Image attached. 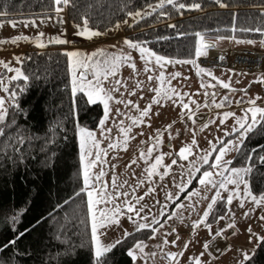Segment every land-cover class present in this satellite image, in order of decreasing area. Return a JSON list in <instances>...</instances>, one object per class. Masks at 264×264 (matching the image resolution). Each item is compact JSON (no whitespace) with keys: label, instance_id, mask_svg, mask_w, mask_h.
Here are the masks:
<instances>
[{"label":"snow or ice","instance_id":"snow-or-ice-1","mask_svg":"<svg viewBox=\"0 0 264 264\" xmlns=\"http://www.w3.org/2000/svg\"><path fill=\"white\" fill-rule=\"evenodd\" d=\"M221 7L227 8L228 4L223 0H215ZM100 6V0H93V3L86 5V10L80 16V23L74 24L76 31L73 33L75 36L91 40L94 37L103 35L100 31L90 28L89 21L91 16L87 9H92ZM167 6L183 10L200 9V3L185 4L180 0H159L158 3L148 4L146 7L140 9H131L128 6L126 0L124 7L128 8L126 16L132 21V24L139 23L145 20L147 17L157 13L161 17L169 16L170 13L166 11ZM77 0H51V10L54 15H47L42 19L40 17L33 18L27 21H15L9 20L8 23L13 28H17L20 24L24 27L31 25L38 29L35 37L25 36L23 34L16 35L10 39H0V45L11 43L17 44L21 40L30 41L36 44L39 48H45L49 44L68 45L72 41L64 38L66 37L67 29L57 36L49 37L47 43L43 38L45 33L39 31L40 25L46 24L49 21L55 20L59 24H66L68 21L64 19L62 15L65 9L78 8ZM261 12L264 13V5H261ZM9 16L7 8L0 9V28L4 26L5 17ZM39 20V23H37ZM124 24H129V20H123ZM121 25L117 23L116 28ZM131 26V25H130ZM168 27L175 29V24H169ZM246 32H258L264 34V27H244L234 29ZM178 36L186 35V33H177ZM199 38L198 46L195 49V56L202 57L207 56V50L211 47H215L214 43L206 41L205 36L201 33L195 34ZM160 39H168V37H160ZM235 40V37H232ZM240 43L252 44L254 41H237ZM123 43L128 49L139 52L140 59L144 61L143 71L147 75L148 81H157L158 86L149 88L148 90L154 95L151 97L150 102L143 108L131 99H125L124 96H136L137 89L143 90L145 82L143 80L134 79L132 76L128 80H132L134 86L130 88L128 80L119 76V70L122 66H127L132 69L133 73L137 72V66L131 52H124L120 50L119 54L112 53L107 54L104 49H98L96 52L90 54L82 53L80 51H67L65 55L70 58V75H71V92L73 97L77 93H81L86 97V103L91 105L101 104L103 106V115L99 119V130L101 136L105 140H108L107 148L101 149V140L97 138L96 133L85 127L79 129V144H80V157L82 161V186L79 191L73 194L74 197H84V217L80 219L82 225H86L90 231L86 234L90 237V244H81L80 247H89L94 264H108L110 254L120 245L124 243L129 237H135L136 233L142 231H148L149 235L147 240H156L159 236L160 242L154 246L155 249H149V244L144 239H135L133 244L130 245L127 250V255L133 264L139 261V264H149L155 257L162 255L167 258L170 264H181V258L185 256L189 246L193 243L192 240H186L178 251L165 252L164 248L167 246L177 247L180 240L179 233L175 227L168 228V231H162L168 226L169 221L179 220L183 222V215L179 211L186 207H194L186 205L181 201V195L184 194L185 199L191 201L194 196H198L199 189L195 191H189V187L195 180L204 189L211 191L216 189L214 195L211 197L210 202L207 204L206 209L198 220L192 222L191 229L193 231L201 228L206 229L210 239H205L202 242V249L197 256L188 257L192 261V264H211V260L218 259L230 248L220 247L219 240L225 239V234L231 229L232 234H235L237 227L235 222V213L232 211L231 206L233 201H238V207L245 208V202H248L252 207L244 211L243 216L245 218L250 217L256 209L264 212V192L254 193L252 188V179L255 164L258 162L260 165H264V155H258V160L254 161V155H257L256 150L249 153L246 156L245 165L241 167H233V159L227 158L233 152H241L245 141L249 138L250 134L257 129L264 131V106L258 104L257 101H262L264 98L260 96L248 97L247 89L241 91L244 92V97L237 100L238 104H247V107L243 108L242 115H237L235 111H223L217 112L214 118H204L199 124V128H192L191 142L183 145L178 152H163L160 151V146L163 143L162 137L165 132L171 136L172 123L165 126L163 130L156 129L155 135L150 136L148 141H141V144H150L145 148L139 150L138 157H134L130 160L127 167L132 168L133 165L140 167V162H143L144 167L141 170L140 176L136 177L135 183H130L128 180L119 181L115 175L112 177L111 182L105 179L107 176L106 165L110 163L107 160L108 151L116 152L117 150L127 151L128 144L131 140H135L136 136L132 135L133 128L139 127L145 124V118H150L153 115L152 109L154 105L164 106V102L171 101L174 106H178L186 113L182 112V115H186V119L191 121L192 125H197V121L203 117V113L200 112L201 108L214 107L215 109H224L226 106L232 104V100L229 95H224L219 102L216 97L218 92L209 91L208 89H216L218 86L223 89H228L230 92L235 93L237 90L232 87L231 80H220L214 75L211 69L201 67L196 64L194 59L192 60H178L169 57L159 55L154 50L146 46V42L133 41L130 39H124ZM115 47V45L113 46ZM102 57V59H97ZM31 59V57H27ZM219 59H223L220 57ZM16 65L12 66L11 61L0 60V66L6 70L7 73H12L7 80L2 74H0V87L7 96H0V137L5 138L8 144L4 147H13L16 152H21L20 145L25 144L24 134L17 132L14 135L6 133L7 128H11L16 123L15 119L8 120L9 107L19 109L20 105L17 101V92L10 90L11 81H29L30 77L23 70L22 65L24 60L21 56H14ZM169 64H192L197 67L198 74L208 76L210 79L207 83L201 80L200 87L204 89L203 95L208 98L203 104L197 100L192 99L193 95H199L200 93H182L177 88L172 86V80L181 76L180 72L171 73L170 76H166L163 69ZM160 71L157 75H152L156 71V68ZM232 72V69H229ZM91 76V78H89ZM187 79V78H185ZM253 83L264 84V74H261V78L254 80ZM24 91V89H19ZM187 97V102L185 98ZM245 97L247 99L245 100ZM140 99H143L141 96ZM7 104V106H6ZM113 105H123L125 109H134L138 115H129L127 112L122 111L120 108L113 109ZM159 116L160 113H154ZM113 116L121 117L119 121L113 120ZM217 119L219 124L217 128L225 125L229 119L233 120V124L230 128H224L223 134L217 136L214 140H209V147L206 149H200L197 143L196 134L198 131H204L210 125L216 124ZM116 125L117 135L110 136L112 128L108 127L109 121ZM130 121L126 124L125 121ZM174 123V122H173ZM151 127V124L147 125ZM139 135L143 136L141 132ZM179 135V133H177ZM225 137H232L225 141ZM54 142V141H52ZM172 147L171 144L168 145ZM261 150H264V145H261ZM198 149V151H194ZM154 152L156 153L154 155ZM170 164L165 163V157H172ZM194 157L189 159V157ZM178 161H187V165L178 163ZM207 165L205 168L204 166ZM99 166V171H92ZM179 169V179L176 174L173 173V167ZM115 164H111V168H115ZM162 170V171H161ZM135 177V171L132 172ZM172 177V185L175 188V192L167 190V184H164L165 177ZM219 177V179H217ZM145 185L147 187L145 188ZM229 185L234 186L229 189ZM243 185V191L241 186ZM161 188L164 191V201L160 199H154L152 204L145 202L146 197H153L157 195V188ZM144 188L142 195H137L139 189ZM222 192H228L225 198ZM207 199V197H203ZM71 197L64 201V204L71 202ZM222 201L226 206V215L215 216L214 208L217 202ZM170 202V204L168 203ZM157 211H153V209ZM22 214V213H21ZM51 215V214H50ZM212 216V220L219 224L220 221H227L226 224L213 231V222L209 221V217ZM122 219H126L133 229L130 231L128 228H124L121 223ZM259 221L264 222V214L258 216ZM12 223L18 222V216L13 215L11 217ZM119 231V235L115 239L108 240L107 236L110 231ZM15 231V228H13ZM27 231V230H26ZM245 231L258 241L259 244H264V235H259L254 232L249 226ZM24 232L18 233L13 239L8 240L6 243L0 245V253L5 252L7 249H15L17 241L24 236ZM172 236L173 239L169 240L168 237ZM104 237L105 239H102ZM145 249H149L145 251ZM255 249H253V252ZM207 254L210 260L205 261L204 256ZM22 255V254H21ZM242 260L238 261V264H246L247 261L252 259V256L247 251L241 249ZM0 264H11V257L7 259L0 257Z\"/></svg>","mask_w":264,"mask_h":264},{"label":"trees","instance_id":"trees-1","mask_svg":"<svg viewBox=\"0 0 264 264\" xmlns=\"http://www.w3.org/2000/svg\"><path fill=\"white\" fill-rule=\"evenodd\" d=\"M158 1L127 0L131 9ZM125 2L100 0V6L87 9L91 16L89 27L107 31L122 23L128 18ZM180 2L186 5L200 3L201 8L178 11L167 6L169 16H159L158 10L133 25L128 30L129 37L146 42V46L159 55L179 60L196 58L195 49L199 43L196 33L203 34L209 42L227 39L237 45L233 46L236 48L243 44L237 41L252 40V44L259 46L257 50L264 49V34L234 30L264 27V13L261 12L264 0H223L228 4L227 8L215 0ZM77 3L78 8L65 9L67 19L73 23H80L86 5L93 0H77ZM3 8L9 12V16L3 19L54 15L51 0H0V9ZM169 24L177 27L173 29L168 27ZM177 33L186 35L178 36ZM65 47L49 44L44 50L31 48L25 53L22 68L32 78L14 81L10 89L17 92L20 108L9 107L8 120L15 119L16 123L7 128L6 133L21 132L25 137L19 153L13 147H4L8 141L0 137V245L20 232L25 233L15 249L0 253L5 259L11 257V264H94L89 247H80L81 244H90V237L86 234L90 229L80 223L85 212L84 197H74L73 194L82 186L78 130L81 127L96 129L103 115V106L86 103V97L81 93L73 97ZM261 145H264V131L257 129L245 141L241 152L236 153L232 166L245 165L246 156L253 150L257 153L253 159L258 160V155H264ZM251 179L254 193L264 192V165L255 164ZM196 186L194 180L189 191ZM70 197L71 202L64 204ZM184 197L183 194L181 199ZM14 214L18 216L16 224L11 220ZM226 214L224 202L218 201L213 215ZM209 221L217 224L212 216ZM148 235V231H142L129 237L110 254L108 264H132L127 250L135 239L147 241ZM246 264H264V244L259 245Z\"/></svg>","mask_w":264,"mask_h":264},{"label":"rangeland","instance_id":"rangeland-1","mask_svg":"<svg viewBox=\"0 0 264 264\" xmlns=\"http://www.w3.org/2000/svg\"><path fill=\"white\" fill-rule=\"evenodd\" d=\"M159 2V1H158ZM156 2V3H158ZM159 9H157L158 11ZM64 16V19L68 22L66 24H59L55 20L49 21L46 24L40 25L39 31H43L46 35L43 38L44 42L47 43V39L49 37H54L59 35L60 33L64 32L65 29H67L66 37L69 40L72 41L71 44L65 45V50L67 51H80L82 53L90 54L92 52H96L98 49H104L107 54L117 53L119 54L120 50H123L124 52H131L134 61L137 66V72L133 73L132 69L125 66H122L119 70V76L122 77L125 80H128L130 76H132L134 79L143 80L145 82V86L143 90L137 89V95L136 96H128L125 94V99H131L134 102L138 103L141 108L145 107L151 100V97L154 95V93L150 92L148 89L152 87L158 86L157 81L154 79L153 81L147 80V75L143 71L144 68V61L140 59L139 52L128 49L127 46L123 43L124 39H131L129 36L131 35L129 33V29L135 25L132 24L131 19L128 17L129 24H124L123 22L120 23L119 28H112L107 31H100L103 33V35L94 37L91 40H87L84 38H80L75 36L73 33L76 31L74 28L73 22H70L66 17V11L62 14ZM45 16H41L42 19ZM36 17H26V18H12V19H4L5 23L2 28H0V39H10L16 35H25L29 37H35L37 35L38 29L35 27H32L29 25L28 27H24L23 24H20L17 28L11 27V25L8 23L9 20H15L17 22L19 21H27L31 20ZM37 23H39V20H37ZM131 25V26H130ZM70 37V38H69ZM77 38V39H74ZM81 39V40H79ZM135 41V40H133ZM209 42V41H207ZM211 43L215 44V47L217 48H225L227 46H237L233 43H231L227 39H217L213 40ZM59 45V44H57ZM115 45V47H113ZM227 45V46H226ZM238 48H247L250 50H257L259 49V46L257 44H248L243 43L242 45H238ZM31 48H37L40 50H44L45 48H39L36 46L35 43L21 40L17 44L13 45L11 43L0 45V60L4 61H11L12 66H18L16 65V62L14 60V56L19 55L24 60L25 53L28 52ZM149 48V47H148ZM264 50V49H263ZM208 51V50H207ZM197 58V57H196ZM195 58V59H196ZM97 59H102V57H97ZM194 59V60H195ZM179 60V59H178ZM69 65H70V58H69ZM160 69L157 67L156 71L154 73H151L152 75H157L159 73ZM166 76H170L171 73L180 72L181 76L172 80V86L177 88L178 91L182 93H197L199 92V95H193L191 98L197 100L199 103L203 104L208 98L204 97L203 91L204 89H201L200 84L201 80L203 78V81L207 83L209 81L208 76H203L201 74H198V70L195 69V66L192 64H169L163 69ZM214 75L218 77L220 80L229 81L231 80L232 87L236 90H243L247 89V93L251 95V97L260 96L264 98V85L262 83H253L254 80H258L261 78V74H255V75H246L238 72H230L229 70H212ZM0 74L4 76V78L7 80V78L12 73H7L5 69H3L2 66H0ZM91 78V76H89ZM187 78V79H185ZM14 81L10 82V89L11 85ZM130 88L134 86L132 80H128ZM219 89L223 90L220 91ZM209 91H216L218 92V96L216 97L217 102L220 101V99L226 95L224 93H227L229 95L230 99L233 101L231 105L226 106L224 109H215L214 107H209L207 109L201 108L200 112L203 114L209 113V118H214L215 114L217 112H223V111H235L237 115H242L243 108L247 107V104H238L236 103L237 100L241 99V95L239 96V93L237 91L235 93L230 92L228 89H223L222 87H217L216 89H208ZM219 92H221L224 95H221ZM244 94V92H243ZM7 93H4L2 90V87H0V96H7ZM143 97V99H140V97ZM249 97V96H248ZM247 97H245V100ZM187 102V97L185 98ZM258 104H261V106H264V100L257 101ZM7 106V104H6ZM120 108L122 111L127 112L129 115H138V113L134 109H125L123 105H113V109ZM153 115H151L150 118H145V124L141 125L139 127H134L132 135L136 136L135 140H131L128 144L127 151H121L117 150L116 152H113L111 150L108 151L107 160L110 161L108 165H106L107 176L105 179L109 182H111L112 177L115 175L118 177L119 181L128 180L130 183H135L136 177L140 176L141 170L144 167L143 162H140V167H137L133 165L132 168H128L127 165L130 162V160L134 157H138L139 150L141 148H147L150 144H141V141H148V138L150 136H154L156 129L163 130L165 126L169 123L173 124L171 131V136L174 137V139L170 138L169 133L165 132L162 140L163 143L160 146V151H163L165 153L167 152H178L179 149L185 145L191 142L192 139V132L190 129L192 128H199V124L203 121L201 119L206 118V115H203L200 120L197 121V125H192L191 121H188L186 119V115H182L183 113H186V110H183L182 108L178 106H174L171 101L164 102V106L161 107L159 105H154L152 109ZM160 113L159 116L154 115V113ZM115 121H119L121 117L113 116L112 118ZM174 122V123H173ZM126 124L130 123V121H125ZM151 124V127H148L147 125ZM217 124H219V120L217 119L216 124L210 125L207 129L204 131H198L196 134L197 143L199 145L200 149H206L209 147L208 141L214 140L215 137L221 136L223 134L224 128H230V126L233 124V120L229 119L225 125L221 126L220 128H217ZM108 127L112 128V133L110 136H116L117 135V128L116 125L112 122V120L109 121ZM91 130V129H89ZM96 133V136L98 139L101 140L100 148L106 149L108 140H105L103 136H101L99 125L96 129H93ZM143 132L144 135L141 136L139 133ZM179 133V135H177ZM227 138L225 137V141ZM78 143H79V130H78ZM171 144L172 147L169 148L168 145ZM79 150H80V144H79ZM194 151H198V149H194ZM237 152L231 153L227 158L234 159ZM156 153L154 152V155ZM175 158L173 155L172 157H165V163L170 164L171 159ZM194 157H189V159H193ZM81 160V157H80ZM178 163H183L187 165V161H178ZM111 164H115L116 167L113 169L111 168ZM82 161H81V171H82ZM92 171H99V166ZM135 171L136 176L134 177L132 175V172ZM162 171V170H161ZM173 173L176 174L177 179H179V169L175 166L173 167ZM219 179V177H217ZM172 177H165L164 184H167V190H171L175 192V188L173 187L172 183ZM194 182V180H193ZM147 185H145V188ZM191 187V186H190ZM189 187V188H190ZM229 189L233 188L234 186L229 185ZM199 189V195L194 196L191 201L185 199H181L186 205L193 206L194 207H186L185 209L179 210L184 219L183 222L179 220H173L169 221L168 226L165 227L162 231H168L169 226L175 227L179 233L180 240L178 242L177 247H171L170 245L164 248L165 252L168 251H178L179 247L183 245V243L186 240H192L193 243L189 246L187 252L185 253V256L181 258V264H192V261L188 259V257H194L197 256L202 249V242L205 239H210V236L206 229H199L196 231H193L191 229L192 222L195 220H198L200 216L202 215L203 211L206 209L207 204L210 202L211 197L214 195L216 189H212L211 191L204 189L202 186H200L197 183V186L193 188L190 191H195ZM145 189L141 188L138 190L137 195H142L143 191ZM241 190L243 191V185L241 186ZM183 195V194H182ZM181 195V197H182ZM222 195L226 198L228 195V192H222ZM203 197H207V199H204ZM154 199H160L161 201H164V191L161 190V188H157V195L155 198L153 197H146L145 202L152 204L154 202ZM219 201V200H218ZM170 204V202H168ZM252 207V205L248 202H245V208L241 209L238 207V201L234 200L233 205L231 206L232 211L235 213V222H236V229L235 234L233 235V230H229L225 234V240L228 243V247L230 250H226L223 255H221L216 260H211V264H238V261L242 260L243 257L241 255V249L243 251L249 252L251 256H253L259 246L258 241L251 237L245 229L247 227H251L254 232L258 233L259 235H264V222L259 221L258 216L261 214H264V212H261L259 209H256L253 214L245 218L243 216L244 211L248 210V208ZM153 211H157V209H153ZM227 221H220L219 224L213 225L215 228L213 231L215 232L219 228L223 227L226 224ZM121 223L123 224L124 228H128L130 231L133 229V226L126 220L122 219ZM119 231H110L108 233L107 239H115L117 235H119ZM102 239H105L102 237ZM160 237L157 236L156 240H147L149 244V249L156 250L154 246L160 242ZM169 240H172L173 237H168ZM223 247L227 246V243L222 241ZM260 245V244H259ZM149 249H145V251H148ZM253 249L255 251L253 252ZM204 260L208 261L210 260V257L205 254ZM133 264V263H132ZM136 264H139V261L136 262ZM149 264H170L169 260L165 258L162 255H158L153 259L152 262H149Z\"/></svg>","mask_w":264,"mask_h":264},{"label":"built area","instance_id":"built-area-1","mask_svg":"<svg viewBox=\"0 0 264 264\" xmlns=\"http://www.w3.org/2000/svg\"><path fill=\"white\" fill-rule=\"evenodd\" d=\"M211 43V42H210ZM207 56L197 57L196 64L211 70H229L246 75L264 74V50L227 46L211 47ZM223 57V59H219ZM196 70L197 67H195Z\"/></svg>","mask_w":264,"mask_h":264},{"label":"crops","instance_id":"crops-1","mask_svg":"<svg viewBox=\"0 0 264 264\" xmlns=\"http://www.w3.org/2000/svg\"><path fill=\"white\" fill-rule=\"evenodd\" d=\"M70 38V37H69ZM74 39H77V38H74ZM79 40H81V39H79ZM264 85V84H263ZM220 91H223V90H221V89H219ZM221 95H224V94H226L227 95V93H224V94H222L221 92H219ZM237 93H239V96L241 95V97H244V94H243V91H241V90H237ZM250 94H252V93H250ZM250 94H248V96L249 97H251V95ZM203 115H206V118H209V113H206V114H203ZM215 228H217V227H213V230L215 229ZM219 241H221V240H219ZM222 241H224L225 243H227L226 242V240L225 239H223ZM221 244L220 245H222V242H220ZM227 247H228V243H227Z\"/></svg>","mask_w":264,"mask_h":264},{"label":"bare ground","instance_id":"bare-ground-1","mask_svg":"<svg viewBox=\"0 0 264 264\" xmlns=\"http://www.w3.org/2000/svg\"><path fill=\"white\" fill-rule=\"evenodd\" d=\"M201 120H203V119H201ZM220 242H221V241H219V246H220V247H223V244H222V245H220V244H221Z\"/></svg>","mask_w":264,"mask_h":264},{"label":"water","instance_id":"water-1","mask_svg":"<svg viewBox=\"0 0 264 264\" xmlns=\"http://www.w3.org/2000/svg\"><path fill=\"white\" fill-rule=\"evenodd\" d=\"M210 43V42H209Z\"/></svg>","mask_w":264,"mask_h":264}]
</instances>
